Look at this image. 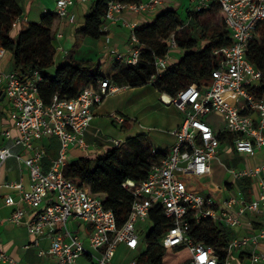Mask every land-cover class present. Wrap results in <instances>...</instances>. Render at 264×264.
Masks as SVG:
<instances>
[{
  "label": "built area",
  "instance_id": "obj_1",
  "mask_svg": "<svg viewBox=\"0 0 264 264\" xmlns=\"http://www.w3.org/2000/svg\"><path fill=\"white\" fill-rule=\"evenodd\" d=\"M74 1L56 0L54 12L67 24L75 21L70 10ZM79 1L87 3L91 0ZM216 1L224 14V25L231 41L212 50L219 62L206 83H191L168 100L182 113L181 123L173 130L174 143L164 157L150 166L144 180L123 182L134 198L131 211L121 226L117 225L114 212L104 206L100 196L67 179L63 170L73 149L89 150L85 136L93 118V107L108 94L122 88L108 78H100L94 86H83L74 97L54 94L45 103L38 91L41 81L38 71L24 79L13 69H0V85L10 106L9 119L17 131L14 141L25 153L17 154L16 158L28 169L30 180L29 188H24L20 182L8 184L18 190L17 199L11 195L4 199L6 204L16 205L8 220L13 224L24 222L27 231L35 236L47 234L50 246L39 253L52 256L53 264H113L119 245L129 249L140 246L146 226L152 224L150 215L157 211L168 219L159 243L163 247L184 246L188 258L182 264H219L221 250L226 253L224 264H264V178L260 176L264 164L230 170L236 178L256 180L258 191L250 199H246L236 185L232 192L227 186L220 187L218 196L204 194L193 189L187 179L210 172V161L220 145V131L226 130L233 135L235 152L249 156L259 151L264 153V99L255 97L249 90L259 84L262 72L247 58L255 29L264 21V0ZM159 3V0H108L100 26L105 41L110 40L109 25L122 12L143 13ZM205 6L201 2L196 10ZM15 25L16 21L12 27ZM134 28L135 25L130 24L128 54L112 50L115 58L126 64H135L140 55ZM61 36L57 30L54 39ZM176 47L171 35L167 54L154 58L156 72L151 82L160 75L171 50ZM55 49L64 56L69 54L61 45H56ZM4 52L0 48V60ZM215 116L222 121L220 129L212 126ZM111 117L116 124L123 121L119 114L112 113ZM99 133L102 135L100 129L95 131V136ZM5 134L9 135V132ZM53 137L60 142L58 152L49 167L43 169L46 152L42 141ZM104 140L114 147L123 143V140L107 136ZM151 153L156 151L152 149ZM10 155L12 152L8 147L0 146V162ZM20 205L32 209L28 217ZM72 220L89 227L86 241L78 231L70 228ZM206 220L220 221L232 231H247L233 236L226 246L206 245L190 235L192 224ZM251 221H257L260 227L253 230ZM80 258H86V262L80 263ZM137 258L125 264H137ZM0 264L21 263L0 251Z\"/></svg>",
  "mask_w": 264,
  "mask_h": 264
},
{
  "label": "trees",
  "instance_id": "obj_2",
  "mask_svg": "<svg viewBox=\"0 0 264 264\" xmlns=\"http://www.w3.org/2000/svg\"><path fill=\"white\" fill-rule=\"evenodd\" d=\"M138 1V0H129ZM108 0H94L90 12L84 16L83 26L77 32V45L81 38L98 40L104 36L100 29ZM22 10L16 0H0V48L8 51L12 57L13 70L21 78L28 79L34 71L41 75L38 91L47 103L54 94L60 97H74L83 86H94L100 78H108L121 87H138L151 83L160 95L175 97L191 83H206L211 71L218 66L219 58L212 50L231 41L229 31L224 25V14L218 2L212 0L206 8L189 10L187 22L180 18L175 9H165L147 23L134 28L138 38L136 47L140 55L135 64L115 62L114 72L110 75L99 73V63L69 58L54 67L53 44L60 18L55 12L44 13L39 21L29 22L15 38L10 31L12 23H19ZM196 35H193V32ZM173 35L182 55L174 63H167L160 75L151 82L155 74V56H165L169 50V38ZM76 45V46H77ZM247 58L261 70L259 84L250 88L251 93L264 99V21L258 24L250 42ZM120 128L129 131L134 122L121 114ZM220 141L232 142L233 135L226 131L218 133ZM151 146L144 134L127 136L119 147H108L104 153L94 158L79 156L67 162L64 176L80 187L101 197L105 207L111 209L121 226L127 219L133 202L132 192L122 184L127 179L136 182L145 179L150 166L162 157L166 151L151 153ZM54 152L50 156H53ZM50 161L46 159L45 167ZM231 189L232 184H227ZM236 186L246 199L251 197V179L239 178ZM152 227L143 234L145 250L138 256L137 264H182L188 258L184 246L163 247L159 238L164 232L168 219L157 211L150 215ZM233 231L220 221L206 220L191 225L190 235L197 241L216 247L226 246L233 237ZM219 264H224L225 251L221 250Z\"/></svg>",
  "mask_w": 264,
  "mask_h": 264
},
{
  "label": "crops",
  "instance_id": "obj_3",
  "mask_svg": "<svg viewBox=\"0 0 264 264\" xmlns=\"http://www.w3.org/2000/svg\"><path fill=\"white\" fill-rule=\"evenodd\" d=\"M17 1V0H16ZM129 1V0H125ZM139 1V0H138ZM146 1V0H141ZM160 3L143 13H133L124 11L122 14L116 19V21L109 25V42L105 41L104 36L98 40H94V42H88L89 37L81 38L78 45L77 43V35L76 32L82 28L84 16L90 12V9L94 3V0H91L87 3H82L79 0H75L74 4L70 7V10L75 15V21L72 24H67L64 20L60 19V24L58 27V31L62 33V36L58 39H54V46L61 45L66 47L69 51L68 56H64V54L55 49V54L53 57L54 67L57 66L59 63L68 60L69 58L76 59V60H84V61H91V62H98L99 73L103 75L110 76L113 72V65L115 64V56L112 52L113 49L117 50L118 52L122 53L123 55H127L130 50L129 44V33H130V24H134L135 27L141 26L144 23L152 21L158 13L165 9H175L176 12L179 14L180 18L187 22L186 13L189 10L196 9V6L199 3L204 2L206 4V8L212 0H159ZM55 4L56 0H25V2L20 7L22 10V16L20 21L17 25L13 26L10 35L12 38H15L17 33L23 29L29 22H37L41 18V16L46 12H54L55 11ZM92 39V38H91ZM77 45V46H76ZM176 52L182 51L179 50L178 47L174 48ZM109 59L112 61L113 64L106 66L104 70L102 69V65L105 64V60ZM173 60L176 62L178 59L177 55H172L171 52L169 54L168 60ZM0 69L4 71H9L13 69L12 64V57L10 52L5 51L1 60H0ZM126 86H121V88ZM155 89V88H154ZM156 90V89H155ZM160 95V94H159ZM166 94L160 95L162 99V103L165 104V107H169L170 105L174 106V109L178 112V116H175V120L172 121L169 133L171 135L169 144L163 148V150L159 151H168V149L174 143V135L173 130L178 127L182 120V113L179 109L173 104L165 100L162 96ZM102 104V102L100 103ZM99 104V105H100ZM98 105V106H99ZM9 112L10 106L7 98L3 94L2 85H0V146H6L12 152V155L7 157L5 160L0 162V251L6 253L13 259L17 260L21 264H53V257L48 254H40V250H47L50 246L49 237L47 234L42 235H33L27 231L26 224L21 222L19 224H13L9 222L8 218L15 208L16 205H8L4 202L6 196L11 195L15 199L18 197V190L14 187L8 185L11 182H20L24 188H29V174L28 169L20 164L16 158V155H24V151L20 144L15 143L14 137L17 135L16 129L12 126L11 121L9 119ZM122 117V115L120 114ZM94 117V115H93ZM120 126V124H119ZM90 127V126H89ZM8 131L9 135L5 134ZM139 134V133H136ZM145 136V135H144ZM95 130L88 129L86 133V141L89 144L88 152H84V155L90 158L96 157L98 154L104 153V151L112 146V143L109 141H105L104 138L100 139L99 143H93V139L95 138ZM109 137V136H107ZM114 138V137H111ZM124 138H115L123 140ZM52 138L44 139L42 144L45 148L46 156L42 160L43 169H47L45 167L46 159L51 161V159L56 155L50 156L47 154L46 146L48 145L50 148L52 147V143L50 142ZM146 139V137H145ZM220 150L228 152L229 150H234L232 146V142L227 140L220 141V145L218 147ZM153 149V148H152ZM154 150V149H153ZM74 151H79L77 149H73L70 153V160L77 158ZM156 151V150H155ZM235 151V150H234ZM217 153V152H216ZM237 153V152H236ZM239 154V153H238ZM248 159L244 163L238 164L237 168L234 166L232 168L225 167L228 172L231 173L230 170H242V169H250L256 166L264 164V153L261 151L257 152L253 156H249L243 154ZM82 156V155H80ZM213 164L216 166H222L221 160L215 157L210 161V172L206 175H211L213 173ZM50 165V164H49ZM49 167V166H48ZM232 174V173H231ZM203 175V176H206ZM233 175V174H232ZM200 176V177H203ZM260 176L264 178V169H262ZM234 177V176H233ZM236 178V177H234ZM242 178V177H241ZM251 179V197L257 194L258 188L256 180L248 177ZM237 180L239 178H236ZM237 182V181H236ZM227 184H232V188L230 189ZM193 189L202 193L201 188L194 186V184H190ZM234 185H236L233 181H227L223 183L214 182L213 188H207V192L204 194H211V192L216 189L219 191L216 193L215 196H218L220 192V187L227 186L228 189L232 192L234 191ZM250 197V198H251ZM22 206V205H20ZM25 208L26 213L25 217H28L32 209L27 206H22ZM24 217V218H25ZM253 226V230L259 228V224L257 221H251ZM69 226L73 231H78L83 239L86 241L87 235L89 234V227L85 224L80 223L77 220H72L69 222ZM246 229H239L233 231V236L242 235L246 232ZM124 248V245H120ZM139 247V246H138ZM129 249V248H127ZM134 250V249H132ZM243 257V254H241ZM80 263H85L86 258H80Z\"/></svg>",
  "mask_w": 264,
  "mask_h": 264
},
{
  "label": "rangeland",
  "instance_id": "obj_4",
  "mask_svg": "<svg viewBox=\"0 0 264 264\" xmlns=\"http://www.w3.org/2000/svg\"><path fill=\"white\" fill-rule=\"evenodd\" d=\"M25 0H17L18 5L21 7ZM196 35V32H193ZM88 42H94L93 39L88 38ZM181 50V49H179ZM182 51L176 52L175 49L171 50L172 55H177L178 59L182 55ZM116 59V58H115ZM177 59V60H178ZM112 60V59H111ZM105 60V64L102 65V69L109 66L112 61ZM119 61V60H115ZM168 63H174L173 60H168ZM94 117L91 120L90 127L88 129L101 130L102 135L99 133L98 137L93 139V143H99L100 139L106 136L114 138H124L127 136L136 135V133L144 134L146 141L156 151L163 150L169 144L170 133L169 129L172 121L175 120V116H178V112L174 109L173 105L168 108L162 103V99L157 90L154 89L151 83H147L138 87H123L115 93L108 94L102 104L93 107ZM124 114L130 117L134 124L129 131L122 130L119 124L112 121L111 114ZM180 116V115H179ZM214 120V121H213ZM212 126L216 129H220L222 121L218 116L212 118ZM50 142L52 147L46 146L47 154L51 155L52 151L54 155L58 152L60 145L59 140L53 137ZM107 142V141H106ZM77 156H85L84 152H76ZM216 157H218L222 166H216L213 164V173L203 177H186L188 181L194 186L201 188L202 193L207 192V188L212 189L214 182H227L233 181L236 183L237 179L225 169V167L237 168L238 164L246 162L248 159L243 154H238L234 150L228 152L217 149ZM219 190H213L211 193L216 195ZM152 225L148 224L143 234L148 233ZM145 241L134 250L127 249L122 246L116 248L115 256L112 259L113 264H125L133 258H137L145 250Z\"/></svg>",
  "mask_w": 264,
  "mask_h": 264
},
{
  "label": "bare ground",
  "instance_id": "obj_5",
  "mask_svg": "<svg viewBox=\"0 0 264 264\" xmlns=\"http://www.w3.org/2000/svg\"><path fill=\"white\" fill-rule=\"evenodd\" d=\"M165 100H168V97L166 95L162 96Z\"/></svg>",
  "mask_w": 264,
  "mask_h": 264
}]
</instances>
